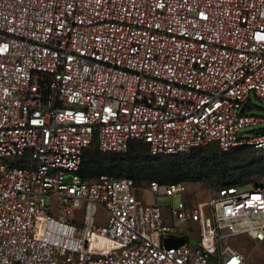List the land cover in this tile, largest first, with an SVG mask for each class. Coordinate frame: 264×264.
<instances>
[{
    "label": "built area",
    "instance_id": "1",
    "mask_svg": "<svg viewBox=\"0 0 264 264\" xmlns=\"http://www.w3.org/2000/svg\"><path fill=\"white\" fill-rule=\"evenodd\" d=\"M252 94L264 0H0V264H244L233 241H264V185L195 199L149 179L145 201L79 171L93 142L264 148Z\"/></svg>",
    "mask_w": 264,
    "mask_h": 264
},
{
    "label": "rangeland",
    "instance_id": "2",
    "mask_svg": "<svg viewBox=\"0 0 264 264\" xmlns=\"http://www.w3.org/2000/svg\"><path fill=\"white\" fill-rule=\"evenodd\" d=\"M252 103L255 105L251 112L255 114L264 115V105L260 100L252 94ZM253 129H264V121L246 126L244 130ZM92 145L89 150H93ZM217 147L214 145H208L202 148H195L189 151V154H197L199 151L213 152L216 151ZM130 154L135 155L137 159L144 162V167H139V178L132 179L137 193L141 195L145 201H153V197L143 190L146 184V178L151 176H162L161 174H169V178H178L173 175V172L177 171V174L181 171L184 173H191L198 171V163L192 160L188 165L182 163L173 165L171 164L172 156L165 155L160 152H154L150 147L140 146L136 143H132L130 146ZM127 151V155L129 154ZM229 159L228 169L235 172L238 181L236 184L240 188H247L252 185H264V154H258L256 149L250 147L232 148L227 150ZM107 155V154H106ZM179 156V155H178ZM184 161L187 155L180 156ZM238 157L237 161L231 158ZM124 155H118V165L120 167V174L126 175L128 164ZM94 160V158H93ZM186 161V160H185ZM110 162L107 158L105 163ZM187 162V161H186ZM185 162V163H186ZM181 172V173H182ZM221 177L217 173H213L210 179H201L194 177L193 179H184L187 187V194L195 199H207L213 195L216 188L220 186ZM45 199L50 202L52 209L56 211V206L59 203V198L54 196H45ZM174 202L177 201V196L173 197ZM158 203L165 204L168 201L166 198H157ZM191 242H193L191 240ZM233 245L239 249L245 256L244 264H264V241H257L247 236H240L233 241Z\"/></svg>",
    "mask_w": 264,
    "mask_h": 264
},
{
    "label": "trees",
    "instance_id": "3",
    "mask_svg": "<svg viewBox=\"0 0 264 264\" xmlns=\"http://www.w3.org/2000/svg\"><path fill=\"white\" fill-rule=\"evenodd\" d=\"M264 129H253L252 132L257 131H263ZM132 143H136L140 146H146L149 147L145 142L139 141V140H133L130 142L129 147L124 152H114V151H102L98 148L96 142H93L88 148L85 149L81 166H80V175L83 178H93L97 176L100 173H107L114 176H124L131 179H137L139 178V167H144V162H140L141 160L137 159L135 155L130 154V146ZM94 145L93 150H89V148ZM208 145H214L217 147L216 151L213 152H204L199 151L197 154H189V151L191 149L195 148H202ZM240 147H250L247 145L237 146L233 148H240ZM253 148V147H250ZM189 151L180 152L176 154H165L172 156L171 164L176 165L182 163L183 165H188L192 160L194 162L198 163V171H193L191 173H184L180 172L177 174L176 172H173L174 176H177L178 178H169V174H161L162 176H151L146 178V183L149 179H157L160 182H166V181H180L184 182V179H193L194 177H199L201 179H210L213 173L219 174L221 177L220 179V186L224 185H230V184H236L238 181V178H236L235 172L228 169L229 165V159H227L228 152L227 150L221 149L216 143H209L205 145H200L191 148ZM232 149V148H231ZM256 149L258 154H264V148H253ZM229 150V149H228ZM127 151H129V154L127 155ZM107 154V155H106ZM124 155L126 157V161L128 164V169L126 170V175L120 174V167L118 165V155ZM188 157L183 161L180 156L187 155ZM179 155V156H178ZM94 158V160H93ZM109 158L110 162L105 163L106 159ZM238 157L231 158L232 160L237 161ZM186 162V163H185ZM218 187V188H219ZM217 189V188H216Z\"/></svg>",
    "mask_w": 264,
    "mask_h": 264
},
{
    "label": "water",
    "instance_id": "4",
    "mask_svg": "<svg viewBox=\"0 0 264 264\" xmlns=\"http://www.w3.org/2000/svg\"><path fill=\"white\" fill-rule=\"evenodd\" d=\"M182 241H183V239H181V238L168 239V240H167V243H168L169 245H171V244H177V243H180V242H182Z\"/></svg>",
    "mask_w": 264,
    "mask_h": 264
}]
</instances>
